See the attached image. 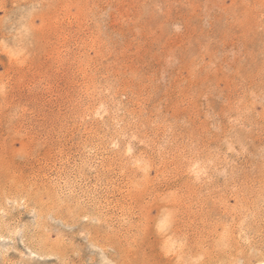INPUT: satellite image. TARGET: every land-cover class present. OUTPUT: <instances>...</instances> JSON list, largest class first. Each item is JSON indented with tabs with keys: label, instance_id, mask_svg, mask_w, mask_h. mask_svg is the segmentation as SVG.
Listing matches in <instances>:
<instances>
[{
	"label": "rangeland",
	"instance_id": "rangeland-1",
	"mask_svg": "<svg viewBox=\"0 0 264 264\" xmlns=\"http://www.w3.org/2000/svg\"><path fill=\"white\" fill-rule=\"evenodd\" d=\"M0 264H264V0H0Z\"/></svg>",
	"mask_w": 264,
	"mask_h": 264
}]
</instances>
